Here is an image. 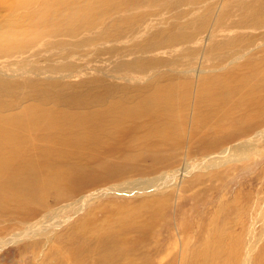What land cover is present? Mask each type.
<instances>
[{
  "label": "rangeland",
  "instance_id": "obj_1",
  "mask_svg": "<svg viewBox=\"0 0 264 264\" xmlns=\"http://www.w3.org/2000/svg\"><path fill=\"white\" fill-rule=\"evenodd\" d=\"M51 3L32 39L0 47V239L46 232L1 246L0 264H264V155L187 177L180 204L175 188L122 192L243 126L264 128V0ZM62 169L75 182L61 197L32 202L20 187ZM158 198L167 207L153 215ZM236 243L251 252L233 255Z\"/></svg>",
  "mask_w": 264,
  "mask_h": 264
},
{
  "label": "bare ground",
  "instance_id": "obj_2",
  "mask_svg": "<svg viewBox=\"0 0 264 264\" xmlns=\"http://www.w3.org/2000/svg\"><path fill=\"white\" fill-rule=\"evenodd\" d=\"M23 1H25V2H23ZM51 1H53V0H48V1L47 0H41L39 3V6L34 8V9L40 8L38 11L31 9L29 11L30 13H27L25 15L17 14L18 17H15L11 20L7 19V15H5V17H4V13H3V17H2V19H0V47L6 43H8L9 45L11 44L10 46H12V44H14V43L17 44L18 39L21 40V38H22V40H21L22 42H23V39L29 40L30 37H31L30 39H32V37H34L40 31V29L37 30L39 28L38 24L42 23L43 20H46V21H47V19L49 20L50 18H48V17L52 16V15L47 16L46 15L47 12L42 11L45 7H46V11L50 7H55L54 4L51 3ZM33 3H34L33 0H0V8L5 12L8 10L14 9L16 7L23 8L25 6V8H26L28 5H31ZM54 3H55V1H54ZM70 8H71V6H70ZM54 19H55V17H54ZM41 34H40V36H41ZM6 45H4V46H6ZM23 46H24V44L22 45V47ZM7 48H8V46H7ZM163 106H164V104H163ZM262 126H260L259 128H261ZM259 128H256L255 125L253 128H251V126H248V125L243 126L240 130H236L235 133H229L228 135L222 137L221 139L214 140L212 143H209L207 145L205 144L204 145L205 147H202L203 148V152H202L203 154L201 156L195 157L194 159H191V160H187L183 164H181V166H176L174 169H171V168H167L166 170L163 169V171H161L159 174L156 173L155 175H153L150 178H146L143 180L141 179V181H139V183H137V184L135 183L136 187H132V188L129 187L128 189L123 190L124 187H117L116 188V186H117L116 185L115 187H111V189L112 190H119L120 189V191L123 190L122 192L128 191L130 189H134V191L143 190L145 193L151 194V193L159 192L162 190L165 191V189H167V188L168 189H174L175 188L176 199L179 200V202L177 204H180V203L184 202L186 200V198H188V195L178 194L177 191H178L179 187H177V186L184 179H187V177L194 175V178H195L194 180H196V181L198 178L202 179L204 177L203 180L201 181V183H202L203 181L206 180V178H209L210 176H212L214 174L220 173L221 172L220 170L227 171V170L231 169L232 167H237L238 165H242V164L245 165L247 162L256 161L260 156L264 155V128L260 129L258 132L255 133V131H257ZM174 129H176V128L174 127ZM209 169H210V171L205 173L206 170H209ZM121 170L122 169H119L118 167H112V166L109 167L108 166V174H111V175L116 174L115 172H119ZM260 171L261 172H259V173H261L260 174L261 177L259 178V180L264 178V169L260 170ZM68 173H69L68 170L62 169L60 171L57 170L51 174H46L45 176H42L43 178L37 177L36 175H32V176L28 177L27 179L24 178V180H26L25 181L26 186L20 184V187L21 186L25 187L24 191H25L26 195L28 196V198L32 202H33V200L36 201V197H37L36 192H38V191L45 192L47 190L50 191V189H51V190L57 191L58 192L57 194H59V197H61V196H63L61 191H65L68 188H70V186L72 185V182L75 179V177H72V175H68ZM71 174H74V173H71ZM151 174H153V173H151ZM76 175H77V173H76ZM92 177H91V179H92ZM79 178H80L79 181L83 180V176L79 177ZM79 178H77V179H79ZM220 178H222V177H220ZM88 179H89V177H88ZM23 181H21V183ZM85 182H86V180H85ZM10 183H12V181ZM17 183L18 182H14V184H17ZM188 183L189 184L186 188L181 189L182 191H187V190L191 191V189H192V187L190 185L191 182H188ZM262 183H264V182L261 180L260 184H262ZM86 184H87V182H86ZM179 186H180V184H179ZM17 187H19V186H17V185L13 186V188H11V191H13V192L16 191V193L18 194V192H20V191L17 190ZM256 190L258 192V190H261V187L259 186ZM215 191H217V190H215ZM21 192L23 195L24 192L23 191H21ZM213 192H214V190L209 195V197L213 194ZM84 193H86V191ZM103 193L104 192H100L99 189H95V191H93V192H89V193L87 192L84 195H80V193H79L80 198H78V200L76 201L75 209H82L89 200H91L94 197L99 196ZM45 194L46 193H44V195ZM48 195H49V193H48ZM79 195H77V196H79ZM191 195H192V193H189V196H191ZM161 200L162 199L158 198L156 201H151L153 204H151L150 207H151V209H153V210H151L153 215L156 214L155 213L156 209L161 210L162 207H167L166 202L162 203ZM261 201L264 202V200H261ZM54 202H56V201H54ZM74 204H75V202H74ZM263 205L261 206L262 209H264ZM67 207H69V205L62 206L61 207L62 210L58 209V213L56 211L53 214V217L56 218L57 215L59 214V212H62ZM179 209H181V208L179 207ZM242 209H244V208H242ZM49 216H51V215H49ZM262 219L264 220V217ZM44 222H45V220H44ZM49 224H51V223H49ZM43 225H44V223L43 224L30 225L29 226L30 230H25V232H19V235L15 236L14 239L13 238H10V239L9 238H7V239L2 238V239H0V247L4 246L7 242H10L12 240H16L18 237L19 238L16 241L24 240V239H31V238L35 239L36 237H43L46 233L44 231L45 227L43 228ZM55 226H56V224H52L49 228L53 230V228ZM251 229L252 228H248V230L246 231L247 234H249V236H250ZM253 236H254V234H253ZM33 243H35V241ZM251 250H252V245L244 250V248H242L241 245H239V243H236L233 255H239L238 253H241V252H246V254H247V253H250ZM237 260H236L235 264H237ZM233 261H234V259H233Z\"/></svg>",
  "mask_w": 264,
  "mask_h": 264
}]
</instances>
